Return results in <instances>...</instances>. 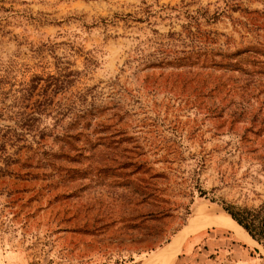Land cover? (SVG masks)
<instances>
[{
	"label": "rangeland",
	"instance_id": "374dc122",
	"mask_svg": "<svg viewBox=\"0 0 264 264\" xmlns=\"http://www.w3.org/2000/svg\"><path fill=\"white\" fill-rule=\"evenodd\" d=\"M227 205L264 218V0H0V264H264Z\"/></svg>",
	"mask_w": 264,
	"mask_h": 264
},
{
	"label": "trees",
	"instance_id": "16d2710c",
	"mask_svg": "<svg viewBox=\"0 0 264 264\" xmlns=\"http://www.w3.org/2000/svg\"><path fill=\"white\" fill-rule=\"evenodd\" d=\"M194 183H196L194 188L198 190L199 197H203L205 192L198 186L196 181ZM262 210L263 208L258 210H250L247 208L237 209L231 205L223 208L226 214L242 227L255 242L264 248V218L260 216ZM132 264L138 263L133 262Z\"/></svg>",
	"mask_w": 264,
	"mask_h": 264
},
{
	"label": "bare ground",
	"instance_id": "6f19581e",
	"mask_svg": "<svg viewBox=\"0 0 264 264\" xmlns=\"http://www.w3.org/2000/svg\"><path fill=\"white\" fill-rule=\"evenodd\" d=\"M196 219L200 220H208L213 223L215 226L227 225V226H233V224L239 226L228 214H222L218 215L211 211H198L195 214ZM224 227V226H222ZM240 227V226H239ZM241 228V227H240ZM182 241L176 240L168 249L165 255V258L163 260V264H169L171 261H173L174 258L178 255V253L181 250Z\"/></svg>",
	"mask_w": 264,
	"mask_h": 264
}]
</instances>
